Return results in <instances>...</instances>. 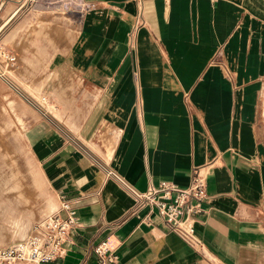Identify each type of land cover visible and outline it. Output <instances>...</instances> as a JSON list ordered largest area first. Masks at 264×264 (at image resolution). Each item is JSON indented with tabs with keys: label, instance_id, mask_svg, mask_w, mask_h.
Listing matches in <instances>:
<instances>
[{
	"label": "crops",
	"instance_id": "crops-1",
	"mask_svg": "<svg viewBox=\"0 0 264 264\" xmlns=\"http://www.w3.org/2000/svg\"><path fill=\"white\" fill-rule=\"evenodd\" d=\"M79 1L62 58L54 41L53 55L39 41L22 54L31 75L55 57L32 88L51 84L42 92L67 106L75 74L86 91L66 123L43 115L28 132L55 210L64 196L79 218L52 264H97L102 240L117 264H264V0ZM5 2L10 21L20 0ZM195 168L207 172L200 249L127 188L186 186Z\"/></svg>",
	"mask_w": 264,
	"mask_h": 264
},
{
	"label": "rangeland",
	"instance_id": "rangeland-1",
	"mask_svg": "<svg viewBox=\"0 0 264 264\" xmlns=\"http://www.w3.org/2000/svg\"><path fill=\"white\" fill-rule=\"evenodd\" d=\"M8 1L14 0H6L5 6L11 5L7 3ZM22 1L18 2L21 6L10 21L7 17L9 8L4 13V9L0 12V25L8 19V23L0 29V45L11 49L17 57L14 66L7 70V77H0V245L23 239L29 234L34 223L55 211V195L45 181L39 163L33 157L28 132L41 123L43 115L53 116L66 123L65 119L73 118L81 108L82 100L79 99L81 90L83 89L82 93L86 92L79 77L76 79L73 74L72 86L66 90L64 96L70 98V103L64 106L57 96L42 92L47 91L51 84L39 83L32 88L35 82L53 69L51 63L53 64L55 57L48 62L42 60L34 62L37 66L44 67H39L38 72L33 75L25 72L28 64L22 59L24 53L33 59L32 53L35 51L29 44L38 41L39 45L52 55L55 52L54 48L46 41H54L57 48L55 55L60 57L64 55L73 35L79 30L81 15L84 12L80 1L25 0L24 3ZM43 96L47 101L41 100ZM75 104L78 107L77 111ZM88 105L89 103L86 106ZM49 106L62 111L61 117L52 112ZM260 119L264 125L262 115ZM48 204L51 205V209Z\"/></svg>",
	"mask_w": 264,
	"mask_h": 264
},
{
	"label": "built area",
	"instance_id": "built-area-1",
	"mask_svg": "<svg viewBox=\"0 0 264 264\" xmlns=\"http://www.w3.org/2000/svg\"><path fill=\"white\" fill-rule=\"evenodd\" d=\"M16 62V54L0 45L1 78L7 77V70ZM41 100L47 101L45 96ZM203 169L195 168L186 186L169 180H161L156 186H150L143 192L127 186L140 206H147L150 212H155L168 230L176 232L195 249L202 247L192 222L201 213L202 202L207 197V172ZM108 173L112 174L111 171ZM78 219L74 205L61 196L59 208L34 223L26 237L0 245V264H52L60 257L67 237L78 225ZM146 219L149 220L148 217ZM94 254L97 264H117V256L107 240L100 241L94 247Z\"/></svg>",
	"mask_w": 264,
	"mask_h": 264
},
{
	"label": "bare ground",
	"instance_id": "bare-ground-1",
	"mask_svg": "<svg viewBox=\"0 0 264 264\" xmlns=\"http://www.w3.org/2000/svg\"><path fill=\"white\" fill-rule=\"evenodd\" d=\"M7 22H8V19H7V21H4V23L1 25V27L3 28L6 24H7ZM2 165V164H1ZM203 171V170H202ZM3 174H4V172H3ZM2 173H1V175H3ZM2 177V176H1ZM1 179V178H0ZM7 180H9V179H7ZM1 182V181H0ZM8 183V182H7ZM4 189V188H3ZM3 195V194H2ZM4 196V195H3ZM5 197V196H4ZM7 197V196H6ZM1 199V198H0ZM8 199V198H7ZM1 201V200H0ZM4 201V200H3ZM5 202V201H4ZM11 202V201H10ZM1 204V203H0ZM9 204V203H8ZM5 205H6V202H5ZM11 206V205H10ZM9 207V206H8ZM6 208H7V206H6ZM5 208V209H6ZM10 208V207H9ZM4 209V208H3ZM13 209V208H12ZM2 210V209H1ZM2 211H4V210H2ZM6 214H7V212H6ZM5 214V215H6ZM16 264H21V263H16Z\"/></svg>",
	"mask_w": 264,
	"mask_h": 264
}]
</instances>
